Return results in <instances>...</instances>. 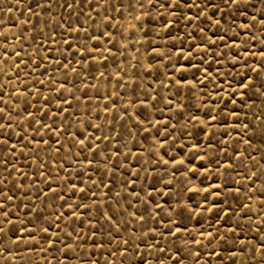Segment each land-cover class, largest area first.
Here are the masks:
<instances>
[{"label": "snow or ice", "instance_id": "obj_1", "mask_svg": "<svg viewBox=\"0 0 264 264\" xmlns=\"http://www.w3.org/2000/svg\"><path fill=\"white\" fill-rule=\"evenodd\" d=\"M250 3L14 0L9 13L25 4L31 15L20 21L14 44L8 29L0 31V64L7 65L0 68V168L6 174L0 176V264L22 259L19 250L37 249L51 254L45 264H101L93 258L98 252L103 264H212L213 256L220 264H237V257L239 264L249 257L264 264V218L241 222L252 220L246 201L253 195L264 209V0L258 16H247ZM125 12L136 23L121 31ZM225 15L232 17L227 28L221 26ZM238 16L249 22L237 26ZM157 18L158 30L151 27ZM206 24L216 31L209 34ZM237 27L246 38L237 39ZM157 37L162 45L154 44ZM53 65L58 75L49 71ZM21 72L35 78L22 80ZM182 96L197 98L201 107L193 111ZM197 128L202 139L186 145ZM177 141L180 151L173 155ZM243 159L253 164L244 174L250 184L232 176L234 162ZM192 176L203 177L200 186L193 182L185 191L203 192L204 204L192 209L181 197L164 213L153 192L170 196L174 181ZM207 212L215 213L214 224L187 227L192 214ZM222 221L223 231L216 227ZM246 227L256 235L248 238ZM89 241L92 248L84 251ZM229 241L231 251L224 247Z\"/></svg>", "mask_w": 264, "mask_h": 264}, {"label": "rangeland", "instance_id": "obj_2", "mask_svg": "<svg viewBox=\"0 0 264 264\" xmlns=\"http://www.w3.org/2000/svg\"><path fill=\"white\" fill-rule=\"evenodd\" d=\"M29 2H31V0H29ZM14 3V0H0V20H3L5 22V24L0 27V31H4L5 29L9 30V45H12L15 43V41L12 40V35L17 34L20 32V21L25 20L28 16H30L31 14L28 12L27 10V6L25 4H21L19 5V10H17V8H13L12 12L9 13L7 11V8L9 6H11ZM261 5L259 3V0H251L250 5L248 6V11H247V16L250 17L252 15H259V13L256 11V9L260 8ZM33 8H34V4H33ZM38 11V10H37ZM54 12L57 11H62V10H57V9H53ZM21 12L24 13L23 16H21ZM139 11L135 12L134 15H139ZM93 15H95V13H93ZM125 17L126 19H124L122 21V25L123 27H121V31H124L126 28H131V25L136 23L135 21H133L131 19L130 16L127 15V12H125ZM153 15H155V12H153ZM33 21H35V17L32 18ZM119 19V18H118ZM242 22H249L248 20L245 19L244 16H238L235 19V23L238 26L240 23ZM232 23V17L229 15H225V19L223 21H221V26L223 28H227V26L229 24ZM158 25H159V18H157V20L155 21L154 24L151 25V27L153 29L158 30ZM259 27V25H257V28ZM180 28V32L181 34H183V32L185 31L183 22L179 25ZM257 28H253L251 30V34H254L255 36L259 37L261 35L260 31L257 30ZM47 31V30H46ZM206 31H208L209 34H211V32L216 31L215 27L212 24H206ZM236 31H240L241 32V36L238 37L237 39H244L247 36V33L245 32V30L243 29H239L238 27L236 28ZM57 32V41L60 39L59 37V29H56ZM221 33H217V35H220ZM23 35L28 36L30 35V32L26 31L23 33ZM233 35L232 32L229 33V36ZM119 39V37H118ZM37 40H39V37H37ZM225 43H230V41H225ZM154 44H163V41L161 39H159V37H157L154 40ZM53 47V52H52V56H58V53L55 51V45H50ZM24 47L28 52L32 51V47L29 45V43L27 41L24 42ZM260 47V45L257 43L256 44V48L251 49L252 51H255L256 49H258ZM19 47H17V51H19ZM216 49H213V51H215ZM221 50L223 51H228L227 48H222ZM129 51H131V49H129ZM144 50L141 49V52H143ZM233 52L237 51L236 49H232ZM24 53L21 52V56H23ZM26 59V57H25ZM163 62V61H161ZM133 63H135V61H133ZM221 63H224V61L222 60ZM213 68H216V64L213 63L212 65ZM0 68H7V65H3L0 64ZM54 68L55 66L53 65L52 67L49 68L50 72H53L54 75H58L57 73L54 72ZM103 70V69H101ZM226 70V69H225ZM163 69L160 70L161 73H163ZM155 75V73L153 74ZM185 75H189V74H185ZM200 74L197 73V77L199 78ZM35 78V74H33L32 77H26L24 75L23 72H21V79L27 81L28 79H34ZM44 77H41V79H43ZM162 78V77H161ZM149 80H151V77L148 78ZM5 82V78L3 76L2 73H0V83H4ZM153 87H159L158 82L157 83H153L152 85ZM211 87V85H209V88ZM163 93L165 94H169L167 93L166 90L162 89L161 90ZM204 91H207V89H204ZM7 99V97H5ZM182 99L185 100L186 103H190L192 105V109L193 111H195L196 108L201 107V105L198 103L197 98H193V99H187L186 97L182 96ZM10 103H14V101H10ZM165 115H169V113H165ZM83 119H88V117H82ZM95 122H99V121H95ZM174 122V121H173ZM194 134H195V138H193L191 141H186V145L188 143H194L196 138H200L202 139V133H200L199 128L193 130ZM31 134V133H30ZM45 139H47V137H45ZM140 137H137V140H139ZM19 145H17V148L19 149ZM236 147L240 148L241 150H243L244 146L243 145H236ZM187 146H185V148L183 149L184 152H187ZM231 151V149H229ZM25 153L28 152V149L24 150ZM171 151V150H170ZM176 151H180V142L177 141V146H176V150L172 152L173 155H175ZM41 155L43 156L44 153H41ZM247 155V153H246ZM253 155H255V153H253ZM257 160H259V157L257 156ZM17 167H22L25 165V156L21 155L20 152H17V156H16V160H15ZM28 163H31V160H28ZM49 163L51 164L52 161H49ZM192 163L196 164L197 166L201 165V161L199 160H193ZM204 163H207V161H205ZM236 165L235 171L232 172V176L235 179H239L242 181L243 183H249L250 181H245L244 180V174L246 172V170L251 169L253 167V164L251 161L247 160V159H243V160H239V161H235L234 162ZM257 168H259V165H256ZM23 170L25 172L29 173V176H32V170L28 167H23ZM237 173H239V175H237ZM64 173H61V175H63ZM2 175H6L5 173H3L2 168H0V176ZM17 175V173H13V177L15 178ZM143 175V174H142ZM180 176L183 177V170H181ZM10 178V179H12ZM171 177L168 175L164 176L165 180L170 179ZM203 179V177L200 176H192L190 177V179H185L182 180L181 182H173V185L170 189H168V191L171 192L170 196H157L156 192H153V196L154 198L157 200V202L163 204L164 206V213H166L169 208H175L176 207V199H179L182 197L181 203L183 204H187L189 206V208L192 209H196L198 206L203 205L204 201H203V196L204 193L200 192V193H195V192H189V191H185V189L187 188H191L194 186L199 187L200 186V180ZM194 182V184H193ZM28 181H25V184H27ZM207 183V181H206ZM139 184V181H138ZM42 185H39V183H37L36 187H41ZM162 185L161 184H156V188L157 190L162 189ZM102 191H105L104 189H102ZM243 193H244V188H241V199H243ZM143 195V193H142ZM17 196H20V193H17ZM76 197H73L72 200L70 202H75ZM212 198L209 197V203H211ZM89 203L91 201H88ZM230 203L233 204L234 207H236L235 202L233 201H229ZM247 203H249L251 205V211L249 213V215L252 217L251 221L248 220H243L241 221L242 223H244L245 225H247L248 223H253V225L255 223H258L260 219L264 218V209H262L260 207V202L258 199V195H253L252 196V200L251 201H246ZM37 204H39V201H36ZM125 207L127 205H124ZM217 207H220L219 204H217ZM202 210V209H201ZM13 211H15V209H13ZM49 211H52V209H49ZM21 216L23 217L24 212H23V208H21ZM47 215V214H46ZM185 215L187 216L188 213L186 212ZM214 216L215 213L214 212H207L204 213V215H196V214H192V218L191 220L187 221V227L190 230H197V229H206L207 226L209 224H214ZM85 224H87V220H85ZM224 222L222 221L221 224L216 225V227H219L221 229V231H223L224 229ZM138 227V226H137ZM246 231H248L249 235L248 238H251L253 236L256 235V233L254 232V230H248L246 227ZM159 239V237H157ZM224 247L226 249H228V251L233 250L232 244L229 241L226 245H224ZM84 251H89L92 248V244L91 241H89L87 244L83 245ZM107 248V245L105 246V249ZM217 251L220 252V255L224 258L225 261L228 260V256L226 255V253L224 251H221L220 248H217ZM17 256L22 257V259H17L15 260L14 264H45V260H51V254H43L41 253L38 249L36 251H25V250H19L16 253ZM93 258H99L101 261V264H103V256L100 255V253L98 252L96 257ZM205 259H207V256L204 257ZM62 259V257H61ZM237 264H239L240 261V257H237ZM212 260V264H220V261L215 257H211ZM52 264H55V261H52ZM71 264H77V261L74 259L73 261H71ZM244 264H254V262L252 261L251 257L247 258L244 262Z\"/></svg>", "mask_w": 264, "mask_h": 264}]
</instances>
